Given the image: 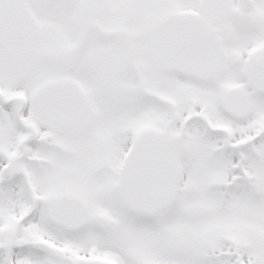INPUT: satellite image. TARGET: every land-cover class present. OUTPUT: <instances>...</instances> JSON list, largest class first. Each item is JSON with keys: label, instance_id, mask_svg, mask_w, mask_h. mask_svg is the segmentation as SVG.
Wrapping results in <instances>:
<instances>
[{"label": "snow or ice", "instance_id": "obj_1", "mask_svg": "<svg viewBox=\"0 0 264 264\" xmlns=\"http://www.w3.org/2000/svg\"><path fill=\"white\" fill-rule=\"evenodd\" d=\"M0 264H264V0H0Z\"/></svg>", "mask_w": 264, "mask_h": 264}]
</instances>
